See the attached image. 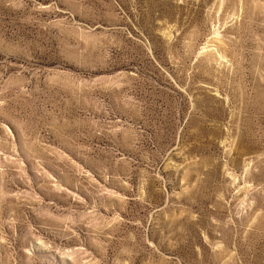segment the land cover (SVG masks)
Instances as JSON below:
<instances>
[{"label": "rangeland", "instance_id": "1", "mask_svg": "<svg viewBox=\"0 0 264 264\" xmlns=\"http://www.w3.org/2000/svg\"><path fill=\"white\" fill-rule=\"evenodd\" d=\"M0 264H264V0H0Z\"/></svg>", "mask_w": 264, "mask_h": 264}]
</instances>
